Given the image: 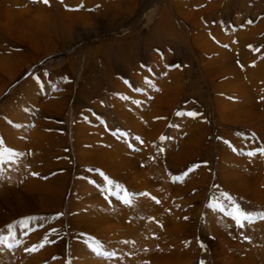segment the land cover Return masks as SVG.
<instances>
[{"label":"bare ground","instance_id":"obj_1","mask_svg":"<svg viewBox=\"0 0 264 264\" xmlns=\"http://www.w3.org/2000/svg\"><path fill=\"white\" fill-rule=\"evenodd\" d=\"M245 1L0 0V264H264L214 198L264 203V155L245 152L264 147L263 0L222 23Z\"/></svg>","mask_w":264,"mask_h":264},{"label":"rangeland","instance_id":"obj_2","mask_svg":"<svg viewBox=\"0 0 264 264\" xmlns=\"http://www.w3.org/2000/svg\"><path fill=\"white\" fill-rule=\"evenodd\" d=\"M256 1H261V0H251L250 2L245 1V3H246L245 8L244 7L240 8L238 5L233 4L229 9L228 17L226 19H223L222 23L224 25H226L227 27H230V28L236 27L237 22H236L235 16L238 13L240 16V19H241L240 24H245L249 20L248 18H252L251 15L247 16V11H248V9H250V10L254 9ZM261 3L264 4V0L261 1ZM261 35H264V31L261 32ZM92 42H93V37H90V38L83 40L84 44H92ZM78 47L80 48V44L74 43V44H70L69 46L61 49V51L59 50V51L54 52L52 54H49L47 56L42 55L40 58H36V57L31 58L30 62L28 64H26V66L22 67V69H21L22 71H20V73L18 75L19 79H17L14 83H12L9 86V88L6 91H4L3 96L10 95L13 92V90H15L19 86L25 84L26 81L31 77L35 78L37 81H42L44 78L43 75L47 74V78L51 79V77H52L51 75H53L52 69L54 67L58 66L59 64H64L66 62V60L68 59V57L71 56V54L73 55V53H74V55L77 57V59H79V53H78L79 48ZM62 61H64V62H62ZM190 112L197 113L196 117L201 116L198 111L191 110ZM66 115H67V119H61L58 117V118H56V121L59 122L60 124H63V126H64V129H62L63 132L66 130V132L69 133L68 130L70 129V127L72 126V124L74 122L75 115L72 112V109H68ZM243 137L245 140L248 139V137L250 138L249 135H244ZM262 148H264V147H262L261 141L257 138H254V149L251 148V145H248L246 143L245 152L246 153L256 152L257 154H260L259 149H262ZM214 198H215V201L217 202V204L219 205V207H221L222 214H224L225 216H227L229 218H232V216H230L229 213L234 212L236 210L237 205H239L243 211L250 213L253 216V222L252 223H245V226L243 227L244 228L243 231L246 230L245 228L248 225H250L251 227L252 226L256 227V230L262 236L261 237L262 242L264 243V236H263L264 234L262 232V229L260 228V226L256 225L257 222L264 220V219L260 218V214L264 213V203L249 200V199L244 198V197H237V196L235 197L234 195H233V200L231 202L228 200V198L223 197L221 195L215 196ZM113 209H114V206H113ZM149 219L150 218L148 217L147 220H149ZM236 226H237V224H236ZM30 228L32 229V231H29L30 233H32L33 230L38 229L36 227H29V229ZM29 232L26 234V237L29 236ZM245 233H243V234H245ZM244 236L245 237L242 238L241 242L242 241L248 242V240H250L249 236H246V235H244ZM259 244H260V241L258 242V245ZM206 246L207 245L203 242L201 244H199L200 249L201 248L204 249V248H206ZM28 250L29 249H27L26 252H28ZM242 254H241V256H244ZM210 261H211L210 256L205 254V252H203L197 258H195L193 261H191L189 264H206V262H210Z\"/></svg>","mask_w":264,"mask_h":264},{"label":"snow or ice","instance_id":"obj_3","mask_svg":"<svg viewBox=\"0 0 264 264\" xmlns=\"http://www.w3.org/2000/svg\"><path fill=\"white\" fill-rule=\"evenodd\" d=\"M43 2L45 4H47L48 0H43ZM144 67L147 68L146 65ZM147 70L149 72L152 71V69H150V68H147ZM135 90L138 91V92L141 91L140 88H136ZM125 99H127V97H125ZM178 115H188V116H191V117H195L197 115V113H195V112H189V113H186V114L179 113ZM137 139H139V138H137ZM161 139H164V138L162 137ZM2 144H3V142L0 141V146H2ZM259 153L264 155V148L259 149ZM9 154H11V150H9ZM256 154H257L256 152H248L247 153V155H249V156H254ZM3 157H4V153L2 151H0V165L5 163ZM114 194L117 196V199H123L118 193H114ZM229 199H231V198L229 197ZM123 203L130 204L131 203V199L130 198L123 199ZM229 215L232 216V218L236 221L237 226L240 227V228H243L245 226V223H252L253 222V216L250 213H248L246 211H243L240 208L239 205H237L236 206V210L234 212H232V213H229ZM260 218L264 219V213L260 214ZM5 244H6V237L0 236V246L5 245ZM7 247L11 248V247H13V245L12 244H7ZM93 250L96 251V249H93ZM97 254L98 255H104L103 252H97ZM108 255H109V257H111L114 254L109 253Z\"/></svg>","mask_w":264,"mask_h":264}]
</instances>
